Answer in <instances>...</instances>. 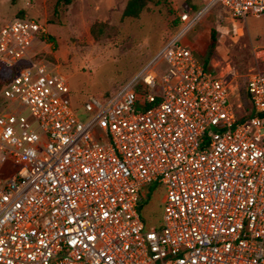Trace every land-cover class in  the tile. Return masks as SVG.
<instances>
[{
  "label": "built area",
  "instance_id": "1",
  "mask_svg": "<svg viewBox=\"0 0 264 264\" xmlns=\"http://www.w3.org/2000/svg\"><path fill=\"white\" fill-rule=\"evenodd\" d=\"M218 6L264 15V0L185 2L157 57L84 103L87 121L47 23L0 28V264H264V73L248 75V116L239 85L183 42ZM153 183L163 215L148 225Z\"/></svg>",
  "mask_w": 264,
  "mask_h": 264
},
{
  "label": "rangeland",
  "instance_id": "2",
  "mask_svg": "<svg viewBox=\"0 0 264 264\" xmlns=\"http://www.w3.org/2000/svg\"><path fill=\"white\" fill-rule=\"evenodd\" d=\"M190 1L162 0L134 19L123 18L128 0H71L70 4L62 0H0V28L27 15L47 23L53 40L44 51L69 77L71 101L87 121L84 103L91 96L103 100L113 94L153 61L175 32L182 5ZM96 24L99 26L94 33ZM240 27L243 30L239 32ZM213 29L217 31L215 48L211 46ZM183 42L202 64L227 74L239 90L249 74L264 73V15L233 22L218 6ZM11 72L12 68L0 61V88ZM234 99L238 100L237 95ZM150 186L142 214L147 224L153 225L162 218L165 189L157 183Z\"/></svg>",
  "mask_w": 264,
  "mask_h": 264
},
{
  "label": "trees",
  "instance_id": "3",
  "mask_svg": "<svg viewBox=\"0 0 264 264\" xmlns=\"http://www.w3.org/2000/svg\"><path fill=\"white\" fill-rule=\"evenodd\" d=\"M65 1V3L70 4L71 0H62ZM190 2H193V0H191ZM162 3V0H128L126 7L124 9L123 12V18H134V19H138L140 18V16L142 15V13L147 10L150 5H160ZM198 4H195V7H198ZM179 21H177L175 24L176 26L178 25ZM99 26V24L94 25L93 27V32H96V27ZM50 40H53L52 36L50 37ZM217 45V31L215 29H213L212 31V35H211V46L213 48H215ZM207 60V58L205 59V61ZM208 63V62H206ZM2 85V84H1ZM241 91V97L244 103V107L246 108V110L248 111L249 115L253 114V104L251 101L250 96L248 95V93L245 90V86H243L242 88H240ZM249 102V105L247 104ZM79 109V108H76Z\"/></svg>",
  "mask_w": 264,
  "mask_h": 264
},
{
  "label": "crops",
  "instance_id": "4",
  "mask_svg": "<svg viewBox=\"0 0 264 264\" xmlns=\"http://www.w3.org/2000/svg\"><path fill=\"white\" fill-rule=\"evenodd\" d=\"M240 30H243V27H240V28L238 29L239 32H240Z\"/></svg>",
  "mask_w": 264,
  "mask_h": 264
},
{
  "label": "water",
  "instance_id": "5",
  "mask_svg": "<svg viewBox=\"0 0 264 264\" xmlns=\"http://www.w3.org/2000/svg\"><path fill=\"white\" fill-rule=\"evenodd\" d=\"M209 54H210V52L208 53L207 59H209Z\"/></svg>",
  "mask_w": 264,
  "mask_h": 264
}]
</instances>
